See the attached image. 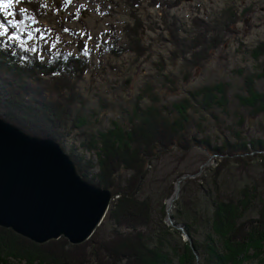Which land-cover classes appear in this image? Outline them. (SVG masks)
Wrapping results in <instances>:
<instances>
[{
  "label": "trees",
  "instance_id": "16d2710c",
  "mask_svg": "<svg viewBox=\"0 0 264 264\" xmlns=\"http://www.w3.org/2000/svg\"><path fill=\"white\" fill-rule=\"evenodd\" d=\"M33 4V15L42 16L41 13L46 12L43 3ZM30 14L28 9L17 13L19 27L0 16L5 28L10 30V37L6 39L0 34V116L32 135L59 140L83 178L95 185L110 187L118 197L104 219L112 222L110 234L101 236L98 227L89 243L72 245L62 238L39 244L0 226V264L22 260L26 264H247L252 260L263 261L264 184H245L235 194L236 191H224L220 178L231 162L247 167L258 160L264 168V136L248 139L241 129L229 126L234 139H224L218 144L210 135H200L204 128L193 120V114L204 111L220 121L216 111L228 112L230 83L220 81L199 86L170 105L162 104L161 93L147 83L133 101L131 110H126L127 116L122 113L121 119L112 120L106 129H98L91 124L96 110L87 107L80 88L81 80L91 68L84 46H79L75 54L44 48L40 42L30 47L20 44L17 36L27 37L23 29L31 25ZM222 14L225 31L240 17L238 11L228 7ZM179 29L175 24L171 34ZM34 34L40 38L38 32ZM205 35V32L198 33L188 45L176 43L180 44L177 45L180 51L176 49L171 58L185 61V82L192 75L191 68L199 66L197 62L209 46L198 49L203 43L206 45ZM218 42L219 39H215L210 44ZM127 50L109 46L102 52L120 55ZM199 51H204L201 57H197ZM249 52L255 59L264 57V40ZM159 66L165 67L163 62ZM164 78L177 82L170 75ZM254 79L245 78V93H238L236 98L250 114L264 115V91L256 87ZM144 101L146 103L142 104ZM243 124L241 117L237 125L241 128ZM73 136L81 141L83 148L97 155L95 165L92 158L80 155V146L70 140ZM193 147L216 157L211 187L206 186L208 181H203V176H196L200 168L193 170L185 180L182 179L186 172H179L166 187L165 195L160 196L157 215L153 196L141 193L153 162L174 150L181 152L179 160L184 159ZM96 165L98 172L94 173L92 169ZM177 181L182 185L172 214L173 223L166 224L165 201L174 194ZM204 211L206 216L200 214ZM254 211L256 215H251ZM199 218L208 225L202 240L193 232ZM179 226L185 229L192 244L188 239L183 243L182 252L174 248L175 260L166 246H172L170 239L177 241L183 237ZM86 246L91 248L88 253L83 252Z\"/></svg>",
  "mask_w": 264,
  "mask_h": 264
},
{
  "label": "rangeland",
  "instance_id": "374dc122",
  "mask_svg": "<svg viewBox=\"0 0 264 264\" xmlns=\"http://www.w3.org/2000/svg\"><path fill=\"white\" fill-rule=\"evenodd\" d=\"M8 2L9 0H0V4ZM40 2L44 4L46 12L41 11L42 16L33 15V3ZM226 7L240 14L238 21L230 24L228 31L222 29V13ZM26 9L31 13L33 24L24 26L23 33L27 35L26 38L17 36L20 44L30 47L40 42L44 48L67 50L75 54L78 53L79 46H84L91 68L81 80L80 88L87 107L96 110V116L91 119L94 127L106 129L112 120L121 119L119 116L122 117V113L127 116L126 110H131L133 101L138 99V94L147 83L153 84L161 93L162 104L170 105L199 86L227 81L231 85L229 107L227 113L220 109L216 111L220 121L209 112L193 114L195 124L201 123L204 128L200 135H210L214 143L222 144L224 139H234L229 129L231 126L241 129L242 135L248 139L264 136V115L250 114L236 98L238 93H245L244 80L248 76L255 78L256 87L264 91V57L255 59L249 52L264 40V0H132V3L130 0H11L7 8L0 7V16L13 21V25L19 27L21 23L16 15L18 12L25 13ZM175 24L180 29L172 35L171 29H174ZM0 25L3 26L0 27V34L4 39L10 37V30L5 28L1 19ZM36 32L40 38L36 37ZM200 32H205L207 43L198 46V49L209 46L205 52L201 51L204 52L202 57L199 51V66L191 68L192 75L185 82V61H181L179 57L172 59L171 56L176 49L180 51V44L177 47L176 43L188 45ZM215 39H219V42L211 45L210 41ZM109 46L128 50L120 55L103 53L102 49ZM160 62L164 63V68L159 66ZM164 75L176 78L177 82H168ZM145 103L146 101L142 102ZM241 117L244 124L239 128L237 122ZM194 129L196 131L197 127L194 126ZM55 140L62 145L59 140ZM70 140L80 146V155L83 158H92L94 165L96 164L95 153L83 148L76 136ZM67 153L69 154L68 151ZM207 154L203 149L193 147L184 159L179 160L181 152L174 150L153 162L141 193L144 196H153L157 215L160 210V196L165 195L166 187L179 172H186V177L182 179L185 180L191 176L193 170L200 168L196 176H203V181H208L206 186L211 187L212 168L217 161L215 155ZM92 171L98 172L97 165ZM220 180L224 182V191H236L237 194L245 184H264V168L258 160L252 161L247 167L231 162L223 170ZM181 185L177 181L174 194L165 201L166 224L173 223L172 214L176 209ZM204 202L206 201L203 200L202 203L205 204ZM200 214L206 216L205 211ZM251 215H256V212ZM109 222L105 220L99 226L100 235L103 237L110 234L112 222ZM179 228L185 231L182 226ZM207 228V222L199 218L198 224L193 226V232L202 240ZM184 231L181 239H170L172 246H166L175 260L177 257L174 248L182 252L184 241L190 238ZM62 238L65 237L59 239ZM88 248L90 246L84 247L83 252L88 253ZM70 251L74 253L75 249L70 248ZM79 253L78 251L75 254L76 258ZM14 264H26V261H15ZM247 264H264V260H252Z\"/></svg>",
  "mask_w": 264,
  "mask_h": 264
},
{
  "label": "water",
  "instance_id": "95a60500",
  "mask_svg": "<svg viewBox=\"0 0 264 264\" xmlns=\"http://www.w3.org/2000/svg\"><path fill=\"white\" fill-rule=\"evenodd\" d=\"M115 196L83 178L58 141L0 116V226L39 244L61 237L82 244Z\"/></svg>",
  "mask_w": 264,
  "mask_h": 264
},
{
  "label": "snow or ice",
  "instance_id": "6c2138e0",
  "mask_svg": "<svg viewBox=\"0 0 264 264\" xmlns=\"http://www.w3.org/2000/svg\"><path fill=\"white\" fill-rule=\"evenodd\" d=\"M10 3H11V0H9V2L7 3V4H0V7H2V8H7L9 5H10ZM0 27H3L2 25H0ZM5 31H6V29H5ZM86 47V46H85Z\"/></svg>",
  "mask_w": 264,
  "mask_h": 264
},
{
  "label": "flooded vegetation",
  "instance_id": "af4514ba",
  "mask_svg": "<svg viewBox=\"0 0 264 264\" xmlns=\"http://www.w3.org/2000/svg\"><path fill=\"white\" fill-rule=\"evenodd\" d=\"M58 3H60V2L58 1ZM31 24H33V22H31Z\"/></svg>",
  "mask_w": 264,
  "mask_h": 264
}]
</instances>
